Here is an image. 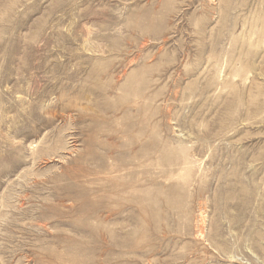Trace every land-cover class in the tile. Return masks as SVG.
I'll list each match as a JSON object with an SVG mask.
<instances>
[{
    "label": "rangeland",
    "instance_id": "374dc122",
    "mask_svg": "<svg viewBox=\"0 0 264 264\" xmlns=\"http://www.w3.org/2000/svg\"><path fill=\"white\" fill-rule=\"evenodd\" d=\"M0 264H264V0H0Z\"/></svg>",
    "mask_w": 264,
    "mask_h": 264
}]
</instances>
